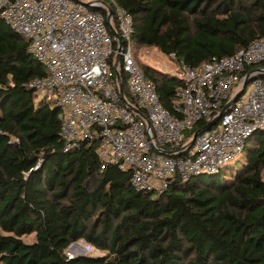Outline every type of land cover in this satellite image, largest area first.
Masks as SVG:
<instances>
[{
	"label": "trees",
	"instance_id": "16d2710c",
	"mask_svg": "<svg viewBox=\"0 0 264 264\" xmlns=\"http://www.w3.org/2000/svg\"><path fill=\"white\" fill-rule=\"evenodd\" d=\"M99 1L89 8L105 19L110 9L117 33L113 3L131 16L133 56L175 117L182 81L141 63L139 49L196 68L264 35V0ZM108 62L134 104L126 74ZM45 75L28 40L0 17V264H264V129L246 139L230 182L222 165L153 197L117 166L101 169L97 142L65 148L57 108L30 86ZM79 240L100 254L68 258Z\"/></svg>",
	"mask_w": 264,
	"mask_h": 264
},
{
	"label": "built area",
	"instance_id": "2783aa9c",
	"mask_svg": "<svg viewBox=\"0 0 264 264\" xmlns=\"http://www.w3.org/2000/svg\"><path fill=\"white\" fill-rule=\"evenodd\" d=\"M89 6L103 4L0 0V17L28 40V51L46 70L30 86L57 108L66 149L97 142L101 169L117 166L129 173L133 187L158 197L174 179L216 171L241 153L255 130L264 129V35L231 56L196 68L173 66L168 74L182 81L175 117L161 106L155 85L133 56L129 13L113 3L117 39L109 31L111 10L105 19ZM111 56L113 67L127 76L134 104L120 96ZM239 92L215 126L186 136L197 124L207 125Z\"/></svg>",
	"mask_w": 264,
	"mask_h": 264
},
{
	"label": "rangeland",
	"instance_id": "374dc122",
	"mask_svg": "<svg viewBox=\"0 0 264 264\" xmlns=\"http://www.w3.org/2000/svg\"><path fill=\"white\" fill-rule=\"evenodd\" d=\"M137 59L158 71H162L164 73H168L169 70L175 66L172 60L167 59L165 56L158 53L155 49L148 48V47H142L138 50L137 53ZM44 94L40 93L39 97H42ZM242 156L239 154L236 156L233 160L228 162L227 164L223 165L222 168V179L225 183L230 182L232 177L237 173L238 168L240 167L242 163ZM33 236L26 237V241H31L33 239ZM32 242V241H31ZM91 254V255H97L100 254L98 250H96L94 247L88 245L83 240H79L72 244L70 248L67 250V255H74V254Z\"/></svg>",
	"mask_w": 264,
	"mask_h": 264
},
{
	"label": "water",
	"instance_id": "95a60500",
	"mask_svg": "<svg viewBox=\"0 0 264 264\" xmlns=\"http://www.w3.org/2000/svg\"><path fill=\"white\" fill-rule=\"evenodd\" d=\"M88 4V3H86ZM110 15V14H109ZM109 15H108V18H109ZM111 33L117 38L119 39V35L118 33L111 27H109ZM119 44H120V41H119ZM116 76L118 77V74L116 72ZM252 80V78H249V79H246L244 85L248 84L250 81ZM119 91H120V96L123 98V90L121 88V85H120V88H119ZM241 94V92L237 93L230 101H228L221 109L220 111L215 115V117H213V119L207 123L206 127L204 129H202L201 131L199 132H196L194 134V137L196 135H198L199 133H201L202 131L204 130H209L211 127L215 126L218 121L220 120L221 116L225 113L226 109L236 100V98ZM193 144V139L191 140L190 144L188 145V148ZM187 148V149H188Z\"/></svg>",
	"mask_w": 264,
	"mask_h": 264
}]
</instances>
